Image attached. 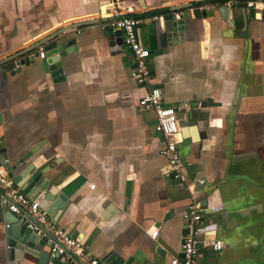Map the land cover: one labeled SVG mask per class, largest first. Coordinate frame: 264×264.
I'll return each instance as SVG.
<instances>
[{
	"label": "crops",
	"instance_id": "0c3cea01",
	"mask_svg": "<svg viewBox=\"0 0 264 264\" xmlns=\"http://www.w3.org/2000/svg\"><path fill=\"white\" fill-rule=\"evenodd\" d=\"M113 1L131 4L142 19L147 84L131 77V51L118 43L112 50L102 28L107 19L97 13ZM244 2L0 0V136L9 162L22 160L10 180L43 210L62 197L51 218L100 264L107 254L170 264L193 199L203 214L200 264H264V8ZM170 12L181 14L183 28L162 44ZM55 38L72 40L59 58L62 78L41 58L17 68ZM152 86L163 105L178 108L184 181L168 173L154 112L138 105ZM28 167L42 171L39 181L29 187L27 173L14 182ZM197 179L204 184L188 189ZM22 223L0 203V264H40L42 248L19 249L8 235ZM214 237L223 242L219 252L208 244Z\"/></svg>",
	"mask_w": 264,
	"mask_h": 264
},
{
	"label": "built area",
	"instance_id": "2783aa9c",
	"mask_svg": "<svg viewBox=\"0 0 264 264\" xmlns=\"http://www.w3.org/2000/svg\"><path fill=\"white\" fill-rule=\"evenodd\" d=\"M230 2H227L229 4ZM247 8H254L259 11L264 8V0H245ZM204 7V6H203ZM195 7H189L190 13H194ZM106 15H102L101 6L98 16L107 21H103L102 28H116L122 31L123 45L132 53L134 58V67L131 69V77L138 84H147L150 81L151 73L147 64V58L150 51L139 40L138 26L142 19L133 14L134 8L131 4L123 5L120 1H113L107 4ZM180 14V13H179ZM175 14L182 17L181 14ZM162 15H154L153 20H158ZM117 43L111 46L115 50ZM43 46L39 48V58L44 57ZM138 105L144 109L154 112L156 123L154 129L161 133L165 138V144L160 153L166 160L168 173L174 179H185V167L188 163L184 162L179 155L177 144L180 141V131L177 123L178 108L165 106L162 103V93L157 86L150 87L139 99ZM184 104V107H187ZM195 184L203 185V179H197L187 185L190 189ZM94 183H89V188L93 189ZM0 203L13 214L21 217L23 223L32 232L38 234L50 249L52 256L61 255L65 259L74 261L76 264H100L97 258H92L81 246L80 242L70 236L67 230L55 224V221L48 213L41 208L39 203L32 199L25 192L21 191L10 179H7L0 173ZM191 190V189H190ZM184 229L182 240L180 242L179 256L170 260V264H200V247L197 245L198 236L201 233L203 223L202 208L199 202L192 200L187 210L183 213ZM9 224H6L8 226ZM157 227L152 226L149 236L155 239ZM214 251H221L223 247L222 240L212 238L208 243Z\"/></svg>",
	"mask_w": 264,
	"mask_h": 264
},
{
	"label": "water",
	"instance_id": "95a60500",
	"mask_svg": "<svg viewBox=\"0 0 264 264\" xmlns=\"http://www.w3.org/2000/svg\"><path fill=\"white\" fill-rule=\"evenodd\" d=\"M158 25H160L159 22L157 23V26ZM182 28H183L182 18H176L175 14H173L172 12L164 15L162 28L161 29L158 28L159 30L162 31V33L158 35L159 41H161L162 44L165 43L166 37L168 36L169 32L172 31L176 32L182 30ZM107 34L109 36V39L112 40V43H118L120 44V46L123 45L122 31L120 29L108 28ZM71 46H72V40L61 41V39L55 38L51 41H48L42 47L44 51V57L41 58L40 61L42 62L45 68H49L51 70L52 76L55 77L56 79L63 77L59 58L63 56L66 52L70 51L71 48L69 47ZM155 51H160V50L157 49ZM33 58L36 60L39 59V51L33 52L29 57H24L19 59L17 62V68L19 69L24 64V62H27L29 59H33ZM0 123H1V115H0ZM195 128H196L195 126H192L193 130H195ZM26 157L27 156H25L24 158ZM21 162H22L21 159L13 163L9 162L5 147V142L3 140V137L0 136V173L4 175L7 179H11L13 177V170L17 168ZM31 169L32 168L30 167L23 169L20 172L21 175L19 174L18 176H16V178H14L13 181L16 182L18 179H20V177H24L27 173H29V176L26 178V182L28 183L29 187L36 184L41 178L40 175L42 171L40 170L32 171ZM61 198L62 197L59 196L56 197L47 205L46 209H44L50 217L56 218L57 214L60 212V209L62 208L63 205V201ZM49 199L50 198H47V200ZM10 213L13 215L12 212ZM9 225L7 226L8 228ZM12 230L8 229V235L14 238L15 240L13 244L14 247H17L19 249H27V248H35V247L42 248L39 255L40 264H76L74 263V261L65 259L61 255L55 254L54 256H52L50 253V249L48 245L45 243L44 239H42L38 234L29 230L26 227L25 223H22V225L19 226L18 229L16 226L13 227ZM197 245L200 246L201 244L198 242ZM101 261L103 262V264H130L129 260H123L122 258L114 254H107Z\"/></svg>",
	"mask_w": 264,
	"mask_h": 264
},
{
	"label": "bare ground",
	"instance_id": "6f19581e",
	"mask_svg": "<svg viewBox=\"0 0 264 264\" xmlns=\"http://www.w3.org/2000/svg\"><path fill=\"white\" fill-rule=\"evenodd\" d=\"M105 9H106V8H105ZM103 13H104L103 15L105 16V15H106V12H105V10H103Z\"/></svg>",
	"mask_w": 264,
	"mask_h": 264
}]
</instances>
